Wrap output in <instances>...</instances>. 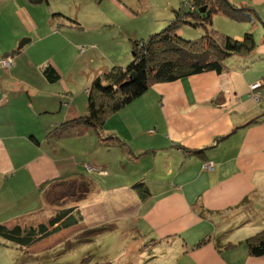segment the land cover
Masks as SVG:
<instances>
[{"label":"crops","instance_id":"1","mask_svg":"<svg viewBox=\"0 0 264 264\" xmlns=\"http://www.w3.org/2000/svg\"><path fill=\"white\" fill-rule=\"evenodd\" d=\"M230 1L254 8L263 23L237 22L216 13L214 28L235 38L253 32L256 50L249 56L229 58L223 73L207 71L156 83L119 110L117 124L133 112L124 110L142 107L154 99L160 116L150 128L155 132L143 130L139 137L150 139L149 144H133L130 132L115 131L114 125L108 128L106 122L103 134L119 137L122 144L115 139L103 141L81 123L68 125L67 134L51 139L48 133L55 127L87 113V99L79 102L71 97L68 82L59 83L63 76L56 82L46 79L65 88L55 96L44 97L57 101L41 103L39 108L30 103L31 113L22 117L14 111H0V174L9 177L1 182L0 204L6 198L1 197L5 184L6 195L23 200L14 194L18 190L29 193L28 202L32 195L36 198L27 213L0 220V224H12L21 217L43 221L63 208L76 206L84 220L44 239L45 243L58 241L54 238L64 234L75 237L91 232L99 222L123 225L132 218L139 245L153 247L152 254L154 246L160 247L165 255L163 264H264V254L252 255L246 243L248 237L264 229V85L259 102L249 94L252 83L264 80V0ZM225 86L237 94L229 104L225 103ZM30 92L25 91L32 99ZM5 99L0 100V108L7 103ZM25 154L29 155L21 160ZM208 161L213 163L212 170L204 166ZM130 162H134L133 167ZM84 163L101 165L106 173L89 172ZM131 168L135 170L128 175L126 171ZM116 171L122 177L115 178L131 177V181L110 183ZM80 177L92 183L90 194L68 206L61 202L49 206L46 191ZM20 178L24 186L30 184L29 191L8 185ZM139 182H144L150 192L145 198L132 188ZM122 187L133 189L124 198L126 203L119 202L120 196L112 198L113 194L125 193L119 189ZM43 212L44 217L40 216ZM202 240L205 242L199 244ZM132 248L136 251L139 246ZM154 257L156 254L149 261ZM133 264L144 263L133 258Z\"/></svg>","mask_w":264,"mask_h":264},{"label":"rangeland","instance_id":"2","mask_svg":"<svg viewBox=\"0 0 264 264\" xmlns=\"http://www.w3.org/2000/svg\"><path fill=\"white\" fill-rule=\"evenodd\" d=\"M199 9L192 0H48L41 3L32 0H0V100L4 97L7 102L0 111H14L21 117L28 115L32 111L30 103L39 108L41 103L57 101V98L44 97L55 96L64 90L65 88L61 87L63 81L68 82L71 97L78 98L79 102L85 101L87 89L96 75L115 65L126 67L132 62V59H129L134 57L132 39H147L151 33L160 32L175 18L176 11L179 10L186 19V22L180 23L179 34L189 40L202 37L206 28L194 24L203 20L191 14ZM260 21L263 23L261 19ZM261 22L259 25L263 27ZM25 41L26 44L19 48ZM48 62L58 66L61 72H66L64 75L60 72L64 78L60 79V86L47 82L41 67ZM259 82L261 84L257 88H252V83L249 92L262 96L264 80ZM28 89L34 98L27 96L25 91ZM223 94L227 97V104L237 97L230 86L223 88ZM36 96L39 98L35 99ZM261 98L259 97L258 101L252 99L259 102ZM153 103L154 99L148 100L142 107L133 106L124 110L127 113L133 109V112L128 113L126 121H120L119 124L116 112L107 118L106 126L112 128L114 125L115 131L121 133L130 132L134 137L131 141L133 144H149L150 139L139 137L143 130L155 132V129L150 128L156 126L154 121L160 116ZM68 129L67 126L60 129V134H67ZM60 134H51L50 138L56 139ZM100 138L103 141H114L113 138ZM52 141L54 140L50 142ZM75 144L81 145L79 142ZM82 149L84 148H81V151ZM28 155H23L21 160ZM129 164L133 167L134 162ZM212 165L213 163L208 161L204 166L212 170ZM84 166L89 172L106 173L98 164L84 163ZM134 170L135 168H131L126 173L130 175ZM114 174L110 183L113 181L115 184H122L131 181V177L115 178L122 177V173L116 171ZM8 178L6 173L0 174V188L3 179L8 181ZM83 179L86 178L80 177L70 183L66 181L54 185L47 199L49 206L54 205V202L68 206L69 203L82 198V190L85 187L81 188L78 183ZM17 181L19 184H16ZM23 181V178L12 180L8 185L18 189L23 186V190L27 192L31 189L30 184L24 186ZM88 182L91 187L92 183ZM6 185L2 187L1 197L6 198L0 204V220L27 213L26 210L36 202L35 195H32V201L28 202L29 193L18 190L14 194L23 196V200L6 195ZM132 188L134 189L135 185ZM132 188H119L125 193L113 194L112 198L120 196L119 202L126 203L124 198L130 196L128 191H133ZM118 206L120 205L115 204V207ZM128 207L129 204H126V209ZM40 216L44 217L45 213H40ZM134 227L132 218L123 225L112 221L99 222L93 225L95 230L91 232L87 231L88 233L84 232L75 237H71L72 234H64L54 238L59 239L58 241L45 243V240H42L27 249L21 244L0 237V264H133V258L140 259L144 264H163L165 255L160 247L154 246L155 253L152 254L150 252L153 247L139 245ZM138 246L136 251H132V247ZM142 246L145 249L142 250ZM154 254L157 257L149 261ZM172 264H175V261Z\"/></svg>","mask_w":264,"mask_h":264},{"label":"trees","instance_id":"3","mask_svg":"<svg viewBox=\"0 0 264 264\" xmlns=\"http://www.w3.org/2000/svg\"><path fill=\"white\" fill-rule=\"evenodd\" d=\"M32 1L41 3L48 0ZM192 2L200 9L203 6L207 7L205 13L200 12V9L191 13L203 20L194 24L206 28V33L202 37L189 40L179 34L180 23L186 22V19L178 10L175 18L160 32L151 33L147 39H132L134 52L132 62L126 67L115 65L96 75L87 89V113L55 127L48 136L54 133L60 134L62 132L60 129L68 125L84 123L103 139L113 138L122 144L119 137L103 134L107 118L129 105L152 85L207 71L223 73L228 69L229 58L236 55L249 56L256 50L257 42L253 32L248 31L242 38H235L213 26V15L216 13L237 22L258 21L261 18L254 8L238 5L230 0H192ZM41 69L50 82H56L61 78L60 72L50 62L44 64ZM78 184L81 188L85 187L82 190L83 196L91 190L90 183L86 179L80 180ZM52 188L45 192L46 200L49 199ZM135 189L143 198L150 194L144 182L137 183ZM84 218L76 206L63 208L53 217L43 221H28L22 217L12 224L1 223L0 237L21 244L27 249L63 229L81 223ZM204 242L205 240H202L199 244ZM246 243L252 255H263L264 229L248 237Z\"/></svg>","mask_w":264,"mask_h":264},{"label":"built area","instance_id":"4","mask_svg":"<svg viewBox=\"0 0 264 264\" xmlns=\"http://www.w3.org/2000/svg\"><path fill=\"white\" fill-rule=\"evenodd\" d=\"M10 61H12L11 58H10ZM11 63H12V62H11ZM11 63H10V64H11ZM260 84H261V83H260L259 81H257V82H255V83H253L252 88H257ZM250 96H251V98L256 99V101H258L259 97H261V94L250 93ZM151 133H154V130H151ZM212 168H214L213 165H212Z\"/></svg>","mask_w":264,"mask_h":264},{"label":"water","instance_id":"5","mask_svg":"<svg viewBox=\"0 0 264 264\" xmlns=\"http://www.w3.org/2000/svg\"><path fill=\"white\" fill-rule=\"evenodd\" d=\"M201 12H202V13H205V12H206V7H203V8L201 9ZM25 44H26V41H25L24 43H22V44L20 45L19 48H22Z\"/></svg>","mask_w":264,"mask_h":264}]
</instances>
